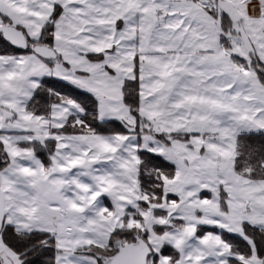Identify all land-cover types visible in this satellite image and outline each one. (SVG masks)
Masks as SVG:
<instances>
[{
  "label": "snow or ice",
  "instance_id": "6c2138e0",
  "mask_svg": "<svg viewBox=\"0 0 264 264\" xmlns=\"http://www.w3.org/2000/svg\"><path fill=\"white\" fill-rule=\"evenodd\" d=\"M0 35V264H264V0H0Z\"/></svg>",
  "mask_w": 264,
  "mask_h": 264
},
{
  "label": "trees",
  "instance_id": "16d2710c",
  "mask_svg": "<svg viewBox=\"0 0 264 264\" xmlns=\"http://www.w3.org/2000/svg\"><path fill=\"white\" fill-rule=\"evenodd\" d=\"M7 45V43L3 40L2 36L0 35V47ZM11 48V46L9 45ZM22 53V51H20ZM43 88L39 91L38 95L36 96L35 100L39 101V105H36V109L38 112L43 113L49 111V105L56 104L59 102L58 95L67 96L69 90L73 92L72 99L77 100L78 94L82 91L78 88H71L67 83L60 81L54 78H45L41 81ZM51 89V93L49 92ZM85 95L91 97L90 94L85 93ZM35 102V101H34ZM33 102V103H34ZM78 102H80L78 100ZM95 102V98L91 97V99L87 103V108L91 110ZM31 107V105H30ZM89 118L91 116L89 115ZM119 123V122H117ZM97 130L100 131L102 134H107L104 132L105 125H101L99 121L96 122ZM238 141L241 145V151L244 153L242 159L245 160L244 166H250L254 170L252 172V178L255 180L264 179V167L261 166V162L264 161V130L260 131L259 133H252V134H243L238 137ZM251 152V155H249ZM41 155L42 158L44 155L43 153H38ZM2 166V165H0ZM175 167L172 165L171 170H174ZM203 231H212L211 228L205 227L202 228L201 233ZM232 234H229L231 237ZM235 243V241H231ZM264 254V253H262Z\"/></svg>",
  "mask_w": 264,
  "mask_h": 264
},
{
  "label": "rangeland",
  "instance_id": "374dc122",
  "mask_svg": "<svg viewBox=\"0 0 264 264\" xmlns=\"http://www.w3.org/2000/svg\"><path fill=\"white\" fill-rule=\"evenodd\" d=\"M45 78H54V79H57L56 77H54V76H45L43 79H45ZM63 82H65V83H67L66 81H63ZM78 89H80V88H78ZM80 90H82V89H80ZM88 94H90V93H88ZM91 95V94H90ZM260 131H262V130H252V131H245V132H241L240 134H239V136L240 135H243V134H252V133H259ZM238 136V137H239ZM174 167H175V165H174ZM208 228H210V227H208ZM197 235H202V233H201V231H198V233H197Z\"/></svg>",
  "mask_w": 264,
  "mask_h": 264
},
{
  "label": "water",
  "instance_id": "95a60500",
  "mask_svg": "<svg viewBox=\"0 0 264 264\" xmlns=\"http://www.w3.org/2000/svg\"><path fill=\"white\" fill-rule=\"evenodd\" d=\"M2 36V35H1ZM2 38H3V40L8 44V41H6L5 39H4V37L2 36ZM12 47V46H11ZM20 51H24V50H20Z\"/></svg>",
  "mask_w": 264,
  "mask_h": 264
}]
</instances>
